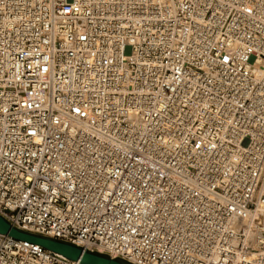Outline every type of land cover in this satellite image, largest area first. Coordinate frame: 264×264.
I'll return each mask as SVG.
<instances>
[{
    "label": "built area",
    "instance_id": "built-area-1",
    "mask_svg": "<svg viewBox=\"0 0 264 264\" xmlns=\"http://www.w3.org/2000/svg\"><path fill=\"white\" fill-rule=\"evenodd\" d=\"M0 214L133 264H264V0H0ZM0 264H81L0 233Z\"/></svg>",
    "mask_w": 264,
    "mask_h": 264
},
{
    "label": "water",
    "instance_id": "water-1",
    "mask_svg": "<svg viewBox=\"0 0 264 264\" xmlns=\"http://www.w3.org/2000/svg\"><path fill=\"white\" fill-rule=\"evenodd\" d=\"M0 233L8 234L16 239L39 244L46 249L59 253L81 264H133L123 258H113L108 254L90 250L73 242L33 233L13 226L0 214Z\"/></svg>",
    "mask_w": 264,
    "mask_h": 264
}]
</instances>
